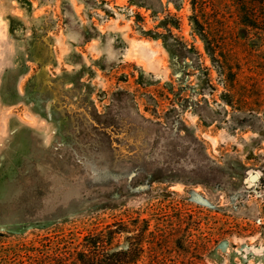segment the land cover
Wrapping results in <instances>:
<instances>
[{"label": "rangeland", "instance_id": "obj_1", "mask_svg": "<svg viewBox=\"0 0 264 264\" xmlns=\"http://www.w3.org/2000/svg\"><path fill=\"white\" fill-rule=\"evenodd\" d=\"M129 1L0 0V254L139 215L193 233L167 264H264V25L170 3L178 58Z\"/></svg>", "mask_w": 264, "mask_h": 264}, {"label": "trees", "instance_id": "obj_2", "mask_svg": "<svg viewBox=\"0 0 264 264\" xmlns=\"http://www.w3.org/2000/svg\"><path fill=\"white\" fill-rule=\"evenodd\" d=\"M191 14L190 24L200 36L206 32L205 10L210 7L213 12L223 11L224 14H236L240 23L253 29H260L264 25V0H189ZM131 4L149 12L154 20L159 23L154 29H144L145 18L137 12V17L142 23L139 26L142 34L147 38L163 39L164 45L176 54L178 58L186 59L185 49L188 42H178L181 36L174 30L181 29V18L172 13L167 7L170 3L179 11L183 8L184 0H130ZM162 17V18H160ZM227 19V18H226ZM161 28V29H159ZM185 48V49H184ZM182 106V105H181ZM146 110H150L147 106ZM130 219L108 224L98 231L89 232L80 238L77 235L50 240V247L45 248V243L38 245L31 243L20 255L17 261H12L13 253H1L0 264H138L144 262V257H149L148 264H167V253L170 242L174 240L176 231H183L182 240L191 243L190 228H183L182 221L178 226H173L169 221L157 225V229H150V220L141 219L139 215ZM182 223V224H181ZM159 227V228H158ZM128 232L130 241L128 248L120 247L119 237ZM184 243V242H183ZM169 249V250H167ZM15 260V259H14Z\"/></svg>", "mask_w": 264, "mask_h": 264}, {"label": "bare ground", "instance_id": "obj_3", "mask_svg": "<svg viewBox=\"0 0 264 264\" xmlns=\"http://www.w3.org/2000/svg\"><path fill=\"white\" fill-rule=\"evenodd\" d=\"M145 46H146V45H145ZM141 47H142L143 50L145 49V47H143V46H141ZM146 49H147V48H146ZM144 51H145V50H144ZM146 51H147V50H146ZM254 177H255V176H254ZM254 177H253V178H254Z\"/></svg>", "mask_w": 264, "mask_h": 264}, {"label": "water", "instance_id": "obj_4", "mask_svg": "<svg viewBox=\"0 0 264 264\" xmlns=\"http://www.w3.org/2000/svg\"><path fill=\"white\" fill-rule=\"evenodd\" d=\"M256 174H253L252 176H255Z\"/></svg>", "mask_w": 264, "mask_h": 264}]
</instances>
